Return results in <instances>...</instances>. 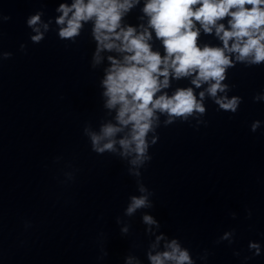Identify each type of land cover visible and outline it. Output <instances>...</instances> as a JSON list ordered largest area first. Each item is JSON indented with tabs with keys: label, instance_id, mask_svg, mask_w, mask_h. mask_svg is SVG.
<instances>
[{
	"label": "water",
	"instance_id": "95a60500",
	"mask_svg": "<svg viewBox=\"0 0 264 264\" xmlns=\"http://www.w3.org/2000/svg\"><path fill=\"white\" fill-rule=\"evenodd\" d=\"M60 2L0 0V15L11 17L0 21V52L12 53L0 61V264H97L98 233L108 252L102 264H122L129 251L143 260L140 213L128 220L127 237L115 223L135 182L119 159L91 152L82 135L85 122L95 127L103 116L87 32L67 47L53 31L36 45L27 39L25 17L43 4L46 19ZM230 80L232 94L243 97L238 112L229 117L209 103L206 127L159 128L142 170L161 231L194 253L209 249L208 264H239L232 250L247 254V242L264 232V128L248 130L264 120V104L251 100L264 87V68L234 69ZM73 169L74 179L61 183ZM229 228L237 230L233 246L214 245ZM248 264H264V256Z\"/></svg>",
	"mask_w": 264,
	"mask_h": 264
},
{
	"label": "clouds",
	"instance_id": "9594fccd",
	"mask_svg": "<svg viewBox=\"0 0 264 264\" xmlns=\"http://www.w3.org/2000/svg\"><path fill=\"white\" fill-rule=\"evenodd\" d=\"M44 7L25 17L28 42L39 44L53 31L67 47L87 32L93 45L89 68L100 71L97 89L103 116L95 127L85 122L82 135L91 152L119 159L135 182L123 219L117 216L115 223L120 236L127 237L128 220L139 212L147 244L143 260L129 251L122 264H208L209 249L194 253L179 237L161 231L149 211L155 194L144 184L142 170L152 160L150 149L159 140V128L177 123L194 130L206 127L209 103L229 117L238 112L243 97L232 94L236 84L230 73L264 68V0H61L46 19ZM10 19L0 15L2 22ZM26 48L20 43L18 51L26 53ZM11 57L9 51L0 52V61ZM251 100L264 104V87ZM261 128L264 120L248 125L251 133ZM76 171L63 172L61 183L71 182ZM236 215L229 213L233 220ZM251 217L245 208V219ZM256 235L247 242V254L241 255L243 248L232 250L239 264L264 256V232ZM97 237L96 260L102 264L108 252L104 233ZM236 240V228H229L213 243L231 248Z\"/></svg>",
	"mask_w": 264,
	"mask_h": 264
}]
</instances>
